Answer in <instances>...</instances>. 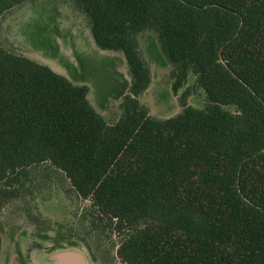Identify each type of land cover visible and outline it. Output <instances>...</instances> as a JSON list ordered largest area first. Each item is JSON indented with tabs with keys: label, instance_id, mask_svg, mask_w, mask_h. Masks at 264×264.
<instances>
[{
	"label": "trees",
	"instance_id": "obj_1",
	"mask_svg": "<svg viewBox=\"0 0 264 264\" xmlns=\"http://www.w3.org/2000/svg\"><path fill=\"white\" fill-rule=\"evenodd\" d=\"M28 1L0 0V25ZM67 1L127 61L121 116L109 123L88 86L0 44V212L15 207L27 233L56 239L48 253L69 243L94 258L116 248L123 264H264V0ZM149 31L174 93L192 75L204 108L188 91L168 119L140 103ZM58 189L68 221L25 209Z\"/></svg>",
	"mask_w": 264,
	"mask_h": 264
},
{
	"label": "rangeland",
	"instance_id": "obj_2",
	"mask_svg": "<svg viewBox=\"0 0 264 264\" xmlns=\"http://www.w3.org/2000/svg\"><path fill=\"white\" fill-rule=\"evenodd\" d=\"M139 41L152 79L139 101L149 109L150 115L162 120L180 114L183 110L180 99L187 91V104L204 108L207 104L205 92L196 85L192 75L187 84L174 93L172 67L161 50L156 34L153 31L143 33ZM0 44L49 66L77 85L88 86L90 102L109 123L116 122L121 116V103L131 84L127 61L122 52L102 50L95 44L88 21L70 1L29 0L3 20ZM39 195L43 201L38 210L33 211L32 205L25 206L27 211L30 207L32 215L40 214L42 220L52 223L71 218L69 202L62 190L52 194L49 190L41 191ZM80 205L81 208L84 206ZM23 219L15 207H7L0 212V264H9V257L19 256L18 253L26 258L32 256L34 261L39 262V250L58 242L49 238L38 247L30 233L22 228ZM115 239L113 237L112 240ZM110 250L105 256L97 258L89 253L91 263L123 264L117 258L113 259L116 248L113 252ZM111 259L112 262L109 261Z\"/></svg>",
	"mask_w": 264,
	"mask_h": 264
},
{
	"label": "water",
	"instance_id": "obj_3",
	"mask_svg": "<svg viewBox=\"0 0 264 264\" xmlns=\"http://www.w3.org/2000/svg\"><path fill=\"white\" fill-rule=\"evenodd\" d=\"M91 260L87 248L79 244L62 246L47 257L50 264H92Z\"/></svg>",
	"mask_w": 264,
	"mask_h": 264
},
{
	"label": "flooded vegetation",
	"instance_id": "obj_4",
	"mask_svg": "<svg viewBox=\"0 0 264 264\" xmlns=\"http://www.w3.org/2000/svg\"><path fill=\"white\" fill-rule=\"evenodd\" d=\"M29 235L32 236L35 239V240L34 239L33 240L36 241V245H38V247L44 245V243L47 240V239H45V240L39 239L34 234H31V233ZM58 243L59 242H56V243L52 244L49 247H44L41 250H39V252H38L39 253L38 255L40 257V261L39 262L38 261H34L32 259V256H28L27 258L24 257L22 255V253H18L19 256H17V255L10 256L9 257L10 260L8 262H9V264H50V263H47V257L51 254V253H48V251L51 250V248H53L54 246H56Z\"/></svg>",
	"mask_w": 264,
	"mask_h": 264
}]
</instances>
